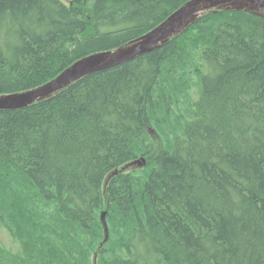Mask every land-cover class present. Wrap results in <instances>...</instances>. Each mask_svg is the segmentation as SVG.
Returning a JSON list of instances; mask_svg holds the SVG:
<instances>
[{
    "label": "trees",
    "instance_id": "obj_1",
    "mask_svg": "<svg viewBox=\"0 0 264 264\" xmlns=\"http://www.w3.org/2000/svg\"><path fill=\"white\" fill-rule=\"evenodd\" d=\"M188 1L0 0V95L125 46ZM190 74L199 96L181 115L171 105ZM0 223L20 246L0 247V264H264V18L206 14L159 49L1 111Z\"/></svg>",
    "mask_w": 264,
    "mask_h": 264
},
{
    "label": "water",
    "instance_id": "obj_2",
    "mask_svg": "<svg viewBox=\"0 0 264 264\" xmlns=\"http://www.w3.org/2000/svg\"><path fill=\"white\" fill-rule=\"evenodd\" d=\"M221 11H242L264 18V0H189L158 26L127 45L113 51L94 53L83 57L64 69L55 78L37 88L0 95V112L25 109L53 97L86 76L117 67L159 49L170 39L186 31L204 15ZM135 165L144 167L145 161L143 159L136 160L123 167L122 172ZM115 174L116 172H113L107 177L104 186L108 179ZM100 224L104 236L100 246H103L109 238L106 212L100 214ZM93 264H95V258Z\"/></svg>",
    "mask_w": 264,
    "mask_h": 264
},
{
    "label": "rangeland",
    "instance_id": "obj_3",
    "mask_svg": "<svg viewBox=\"0 0 264 264\" xmlns=\"http://www.w3.org/2000/svg\"><path fill=\"white\" fill-rule=\"evenodd\" d=\"M190 78H191V80H190L191 81L190 82L191 89L188 90V92L185 94V96L179 100L177 105H174V104L171 105V109L173 111H178V114L180 113L181 115L185 114V111H187L189 104L194 102L195 100H197V98L199 96V84H198L197 78L194 75H191ZM177 121L178 120L176 117H172L170 119V125L173 126L172 127L173 131H178V133H179V130H178L179 125L177 124ZM168 127H169V124H168ZM164 128H165L164 130L167 132L166 133L167 138H169L168 136L173 135V133L168 132L167 127H164ZM152 130H153V128L150 129V135L151 136L153 135ZM153 138H156V137L153 135ZM143 168H144L143 166L140 167V166L135 165L132 167H128L125 172L140 171ZM36 207L43 209V205L41 203L40 204L36 203ZM44 212H47V209H44ZM99 218H100V216H99ZM0 247H3L4 249H6L7 251H10V252H14V253L20 252V250H19L20 246H19L18 242L15 239L11 238L10 234H8L6 232V230L3 228V225L1 223H0Z\"/></svg>",
    "mask_w": 264,
    "mask_h": 264
},
{
    "label": "bare ground",
    "instance_id": "obj_4",
    "mask_svg": "<svg viewBox=\"0 0 264 264\" xmlns=\"http://www.w3.org/2000/svg\"><path fill=\"white\" fill-rule=\"evenodd\" d=\"M36 88H37V87H36ZM106 179H107V177H106ZM106 179H105V180H106Z\"/></svg>",
    "mask_w": 264,
    "mask_h": 264
}]
</instances>
